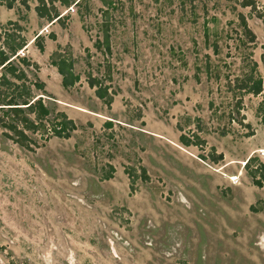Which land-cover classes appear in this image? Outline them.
<instances>
[{"label": "rangeland", "instance_id": "1", "mask_svg": "<svg viewBox=\"0 0 264 264\" xmlns=\"http://www.w3.org/2000/svg\"><path fill=\"white\" fill-rule=\"evenodd\" d=\"M108 1L55 0L52 23L37 0L1 6L0 47L24 40L37 68L14 62L44 82L31 94L75 129L27 131V149L0 127V264H264V183L251 177L264 164V0ZM55 54L78 75L68 88ZM253 79L256 95L241 88Z\"/></svg>", "mask_w": 264, "mask_h": 264}, {"label": "trees", "instance_id": "2", "mask_svg": "<svg viewBox=\"0 0 264 264\" xmlns=\"http://www.w3.org/2000/svg\"><path fill=\"white\" fill-rule=\"evenodd\" d=\"M1 1L4 2L6 7H12L13 0H0V2ZM21 1L23 3L24 0ZM37 1L38 3L34 6V11L37 17L45 18L47 22L50 23L59 20L61 15L56 12L55 7L53 6L55 0ZM101 1L103 4H110L108 0ZM58 2L64 5L69 4V0H58ZM239 4L243 7L248 6L253 9L255 1L240 0ZM257 16L261 18L264 24L263 15L258 14ZM240 19L242 25L245 27L244 30L249 33L252 38L253 34L246 27L245 20L241 14ZM9 23L16 28L18 27L15 22ZM48 35L53 37V34L49 33ZM39 37L40 34L35 35L32 41L37 42ZM2 40L3 47H0V127L5 130L3 135L27 149H30V144H33L35 141L27 134V131L30 133L39 132L43 139H47L50 136L67 138L71 131L75 129V124L72 119L68 118L62 111H55L52 114L53 107H50L42 100V95L45 93L41 92L37 95H32L30 85L42 91L44 89L43 83L37 80L34 74V79L32 81L27 80L26 83V75L24 71L14 62L15 59L22 65H31L34 68H37L36 64L18 54V51L24 48V40L20 38L18 34L13 32L5 34V37H3ZM37 45L38 50L42 51L41 44L37 43ZM100 45H103L108 49L106 34H104L100 43H96L97 48H100ZM260 47L263 50L261 60L264 63V44H261ZM50 64L55 67L56 72L59 74L60 85L62 88H68L78 81V75L73 72L72 61L69 58L60 54H55L54 57L52 56L50 58ZM86 83L90 88L94 87V94L97 98L103 100L106 105L110 104V97L106 92V88L101 86L98 78L87 75ZM241 88L256 95L261 91L260 80L253 79L250 83L242 84ZM262 99L264 100V98ZM30 115L33 117H30ZM105 124L109 125V122ZM193 136L197 137L195 135ZM179 140L185 146L192 144L191 140L184 135H179ZM255 171L257 172V175H251L252 182L256 186H261L264 183V164H258V168Z\"/></svg>", "mask_w": 264, "mask_h": 264}, {"label": "crops", "instance_id": "3", "mask_svg": "<svg viewBox=\"0 0 264 264\" xmlns=\"http://www.w3.org/2000/svg\"><path fill=\"white\" fill-rule=\"evenodd\" d=\"M1 6H3L6 10H9V9H11V8H8V7H6L5 5H4V2L3 1H1L0 2V12H2L3 11V9L1 8ZM30 43H33V41H31ZM30 44H28V46H29ZM26 46H27V43H26ZM25 46V47H26ZM27 46V47H28ZM24 49V48H23ZM23 49H22V51H23ZM32 55L34 56V58L36 59L35 61V63H40L41 61H42V57L40 56L39 58L32 52ZM38 56H39V54H38ZM50 66L51 67H54V66H52L51 64H50ZM55 68V67H54ZM55 71H56V69H55ZM57 73V72H56ZM58 74V73H57ZM58 76H59V74H58ZM39 80L42 82V83H44L43 82V80H41L40 78H39ZM59 82H60V76H59Z\"/></svg>", "mask_w": 264, "mask_h": 264}, {"label": "built area", "instance_id": "4", "mask_svg": "<svg viewBox=\"0 0 264 264\" xmlns=\"http://www.w3.org/2000/svg\"><path fill=\"white\" fill-rule=\"evenodd\" d=\"M20 52H21V51H20ZM20 52H19V53H20ZM20 55H23V54H20Z\"/></svg>", "mask_w": 264, "mask_h": 264}]
</instances>
